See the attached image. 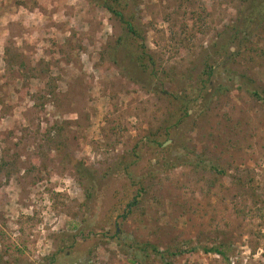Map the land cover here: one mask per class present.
<instances>
[{
    "label": "rangeland",
    "instance_id": "1",
    "mask_svg": "<svg viewBox=\"0 0 264 264\" xmlns=\"http://www.w3.org/2000/svg\"><path fill=\"white\" fill-rule=\"evenodd\" d=\"M93 2L0 0V264H264V1Z\"/></svg>",
    "mask_w": 264,
    "mask_h": 264
},
{
    "label": "trees",
    "instance_id": "2",
    "mask_svg": "<svg viewBox=\"0 0 264 264\" xmlns=\"http://www.w3.org/2000/svg\"><path fill=\"white\" fill-rule=\"evenodd\" d=\"M91 1H94L93 2L94 5L105 9L110 14V16L121 25L123 30V36L119 37L113 46H110L107 50L102 51L101 57L106 56L108 57L109 60H112L113 63L119 64L118 58L122 55H123L122 57H125L126 55L127 58L125 62H123V66H125V68L128 69L129 72L132 71L131 66H134V69L136 70L140 69L142 73H147V69L150 68L149 66H154V64H153V59L148 54L146 46L144 44L142 26L140 24V20L137 18L135 13L136 2L138 0H91ZM245 1H249V0H245ZM263 13H264V4L256 14L250 17L248 23L256 21L258 19V16L261 17V14ZM239 31H243V29ZM235 36L236 34H233L232 37ZM208 61H209V57H207L204 61V70L202 76H205L206 77L205 81L206 82L208 81L209 83L211 78L215 75V70L217 69V65L209 64ZM221 67L225 69L223 65ZM232 83H233L232 84L233 87H235L236 89L241 88V86L236 82H232ZM205 86L206 85H203L204 89H206ZM251 94L260 101H262L264 104L263 95H260L259 92L254 90L251 92ZM185 114L188 116L189 115L188 111H186ZM162 146L163 144L159 145V147ZM164 150H168V148ZM193 159L195 160V165H200L202 163V161H198L200 160V157H198V155L193 156ZM170 165L171 167L175 166L174 164L169 162V166ZM138 198L139 195L136 192H132V197L128 200L125 206V208H128L126 213H129L130 207L132 208L134 207L136 211L139 209ZM203 250L205 251V253L213 252L221 255L222 257L226 256L225 253L219 251L218 248H211L206 250L205 248H203ZM153 253H155L163 260L162 252H158L156 248H153ZM182 253L183 252H178V254L172 253L171 255H179Z\"/></svg>",
    "mask_w": 264,
    "mask_h": 264
}]
</instances>
